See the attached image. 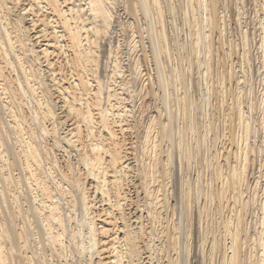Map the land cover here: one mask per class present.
<instances>
[{"label": "bare ground", "instance_id": "6f19581e", "mask_svg": "<svg viewBox=\"0 0 264 264\" xmlns=\"http://www.w3.org/2000/svg\"><path fill=\"white\" fill-rule=\"evenodd\" d=\"M174 1L0 0V264H264V0Z\"/></svg>", "mask_w": 264, "mask_h": 264}, {"label": "rangeland", "instance_id": "374dc122", "mask_svg": "<svg viewBox=\"0 0 264 264\" xmlns=\"http://www.w3.org/2000/svg\"><path fill=\"white\" fill-rule=\"evenodd\" d=\"M178 1L180 2V0H177V1L175 0V1H174L176 5L179 4ZM177 2H178V3H177ZM165 13H166V14L164 15L165 20H166V21H167V20H170V19L172 18V16L170 17V14L167 12V10H165ZM177 17H178V18H174V20H175V19L180 20V19H179L180 17H179L178 15H177ZM166 18H167V19H166ZM168 18H170V19H168ZM177 20L175 21V22H177V23H175V24H176V26L181 24V25L179 26V27L181 28V27H182V21H181V20H180V21H177ZM178 22H179V23H178ZM177 27H178V26H177ZM179 27H178V29H179V36H180L179 38H180V40L183 41L182 39H184V38L187 40L188 38H187L186 31L183 30V29H182L183 27H182L181 29H182L183 31H185V32L182 31V33H181V31H180L181 29H180ZM180 33H181V34H180ZM185 34H186V35H185ZM182 36H184V38H183ZM181 37H182V38H181Z\"/></svg>", "mask_w": 264, "mask_h": 264}]
</instances>
